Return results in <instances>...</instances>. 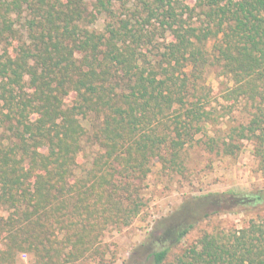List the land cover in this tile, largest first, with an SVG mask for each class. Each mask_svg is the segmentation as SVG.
<instances>
[{
  "label": "trees",
  "instance_id": "1",
  "mask_svg": "<svg viewBox=\"0 0 264 264\" xmlns=\"http://www.w3.org/2000/svg\"><path fill=\"white\" fill-rule=\"evenodd\" d=\"M130 2L0 0V264L21 253L31 264H76L100 252L108 228L141 213L152 162L183 173L194 143L236 157L250 142L264 175V0H195L187 18L176 1L155 0L142 22H109L114 4ZM99 16L102 32L92 27ZM153 19L170 33L158 55ZM213 68L226 79L216 98ZM235 110L244 120L211 135ZM89 144L98 151L87 168ZM224 196L184 202L153 264H264L258 219L178 249L226 207L264 203V191Z\"/></svg>",
  "mask_w": 264,
  "mask_h": 264
},
{
  "label": "rangeland",
  "instance_id": "2",
  "mask_svg": "<svg viewBox=\"0 0 264 264\" xmlns=\"http://www.w3.org/2000/svg\"><path fill=\"white\" fill-rule=\"evenodd\" d=\"M154 1L132 0L127 5L114 4L116 17L114 19L108 17L109 22L133 18V14L141 21V17L147 15L148 3L154 6ZM174 1L177 2L178 12L187 18V4H192L195 0ZM88 9L93 10L91 6H88ZM104 24V16H99L92 27L102 32ZM160 27V23L155 19L146 26V29L151 32L158 31L159 38L151 46L157 55L160 47L170 38V33H166ZM1 47L0 44V52ZM214 71L216 70L213 68L207 73V85L211 86L212 96L216 98L221 95V85L222 88L226 85V79L220 80ZM213 105L218 107L215 102ZM235 119L244 120V113L235 110L230 116L222 117L210 128L211 135L215 131L220 134L224 133L229 129L230 122L235 123ZM200 137L201 135H198L197 139ZM90 146L92 152L89 153V159L82 162L87 168L91 166L93 156L98 151L97 146L89 144ZM253 148L252 143L245 141L243 150L238 156L225 157L216 152L210 153L201 142L200 144L194 143L186 147L182 153L185 167L183 173L164 171L160 163L154 160L142 194L145 205L141 213L128 227L108 228L100 239V252L91 254L76 264H153L152 254L164 245L162 237L165 229L171 225L173 215L187 200L206 195L225 197L224 195L229 193L264 191V175L258 172ZM218 208L212 204L208 212L212 213ZM226 209V212H220L199 224L183 239L178 249L182 250L196 243L205 231L228 232L232 229L247 227L252 220L264 221V203L248 210L234 205ZM1 246L2 242H0ZM18 260V264H31L33 256L21 253Z\"/></svg>",
  "mask_w": 264,
  "mask_h": 264
}]
</instances>
